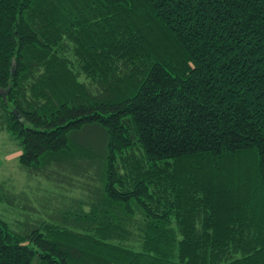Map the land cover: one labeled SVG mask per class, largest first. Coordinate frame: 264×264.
Segmentation results:
<instances>
[{
  "label": "trees",
  "instance_id": "1",
  "mask_svg": "<svg viewBox=\"0 0 264 264\" xmlns=\"http://www.w3.org/2000/svg\"><path fill=\"white\" fill-rule=\"evenodd\" d=\"M0 91L21 169L80 192L0 219V264H264V0H0Z\"/></svg>",
  "mask_w": 264,
  "mask_h": 264
},
{
  "label": "rangeland",
  "instance_id": "2",
  "mask_svg": "<svg viewBox=\"0 0 264 264\" xmlns=\"http://www.w3.org/2000/svg\"><path fill=\"white\" fill-rule=\"evenodd\" d=\"M73 70L79 73L80 69L78 64L73 59ZM80 80L88 82L85 80L84 75H80ZM20 154V149L18 146L10 139V136L6 132L0 133V219H2L11 229L13 230H24V224H19L23 222L26 217L25 213H29L28 206L40 209L41 212L49 207L50 211L54 214L57 213L56 205L58 201L52 203L53 199H62L64 196L68 198L71 196L73 198L79 197V191L69 192V189H65L60 185L56 186L46 179L30 176L25 172L18 163V156ZM173 163V162H172ZM227 165L235 167H244L249 170L252 168V158L249 155H241L239 157H231L226 161ZM199 164V165H197ZM200 167L203 165V171L205 166L208 165L201 163L196 160H190L185 163V165H180L182 168L195 166ZM213 166L212 162L209 164ZM207 169V168H205ZM244 175H246V170ZM251 176V174H250ZM40 206V207H39ZM51 212L49 214H51ZM42 217L50 218L49 215ZM36 217V216H35Z\"/></svg>",
  "mask_w": 264,
  "mask_h": 264
},
{
  "label": "water",
  "instance_id": "3",
  "mask_svg": "<svg viewBox=\"0 0 264 264\" xmlns=\"http://www.w3.org/2000/svg\"><path fill=\"white\" fill-rule=\"evenodd\" d=\"M11 73H13V68H12V70H11ZM0 96L4 98V97H5V94H4L3 92L0 91ZM13 112H14V114L17 116L16 111L13 110Z\"/></svg>",
  "mask_w": 264,
  "mask_h": 264
}]
</instances>
